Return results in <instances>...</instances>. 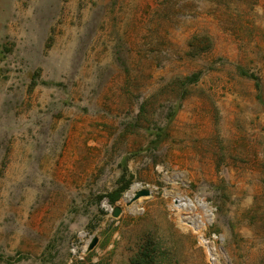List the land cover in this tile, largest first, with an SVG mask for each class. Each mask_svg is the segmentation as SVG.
<instances>
[{
  "label": "rangeland",
  "instance_id": "obj_1",
  "mask_svg": "<svg viewBox=\"0 0 264 264\" xmlns=\"http://www.w3.org/2000/svg\"><path fill=\"white\" fill-rule=\"evenodd\" d=\"M149 242L264 264V0H0V264Z\"/></svg>",
  "mask_w": 264,
  "mask_h": 264
},
{
  "label": "water",
  "instance_id": "obj_2",
  "mask_svg": "<svg viewBox=\"0 0 264 264\" xmlns=\"http://www.w3.org/2000/svg\"><path fill=\"white\" fill-rule=\"evenodd\" d=\"M167 180L169 181V179ZM150 196H152V191H150L149 189H141L132 195L130 200L127 202V206H131L133 203L137 202L138 200L142 198H149ZM122 213H123L122 208L116 207L112 212V216L113 218L117 219L122 215ZM99 243H100L99 237L94 236L92 238V242L88 247V252L94 251L98 247Z\"/></svg>",
  "mask_w": 264,
  "mask_h": 264
},
{
  "label": "trees",
  "instance_id": "obj_3",
  "mask_svg": "<svg viewBox=\"0 0 264 264\" xmlns=\"http://www.w3.org/2000/svg\"><path fill=\"white\" fill-rule=\"evenodd\" d=\"M126 187L123 189L124 191L127 190ZM112 202H115L116 198L110 196ZM152 247H155V245L151 242L148 243V248L146 247L142 252H140L135 259L136 264H159V257L161 254L157 252Z\"/></svg>",
  "mask_w": 264,
  "mask_h": 264
},
{
  "label": "bare ground",
  "instance_id": "obj_4",
  "mask_svg": "<svg viewBox=\"0 0 264 264\" xmlns=\"http://www.w3.org/2000/svg\"><path fill=\"white\" fill-rule=\"evenodd\" d=\"M136 188V187H135ZM135 190V189H134ZM133 190V191H134ZM132 195H133V192L132 193H129L128 194V196L125 198V200H124V203H127L128 201H129V199L132 197Z\"/></svg>",
  "mask_w": 264,
  "mask_h": 264
}]
</instances>
